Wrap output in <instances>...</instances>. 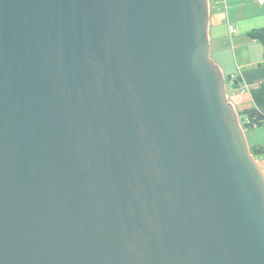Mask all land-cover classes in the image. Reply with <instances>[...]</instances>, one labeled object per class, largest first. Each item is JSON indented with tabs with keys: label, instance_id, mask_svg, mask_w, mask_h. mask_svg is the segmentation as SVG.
<instances>
[{
	"label": "water",
	"instance_id": "1",
	"mask_svg": "<svg viewBox=\"0 0 264 264\" xmlns=\"http://www.w3.org/2000/svg\"><path fill=\"white\" fill-rule=\"evenodd\" d=\"M208 20L0 0V264H264V171Z\"/></svg>",
	"mask_w": 264,
	"mask_h": 264
},
{
	"label": "crops",
	"instance_id": "2",
	"mask_svg": "<svg viewBox=\"0 0 264 264\" xmlns=\"http://www.w3.org/2000/svg\"><path fill=\"white\" fill-rule=\"evenodd\" d=\"M208 40L212 60L221 69L226 82V95L242 122L246 111L253 108L250 91L264 86V48L248 34L264 28V3L258 0H208ZM235 33L229 32V27ZM249 132L250 148L264 147V120ZM264 171V154L257 157Z\"/></svg>",
	"mask_w": 264,
	"mask_h": 264
},
{
	"label": "trees",
	"instance_id": "3",
	"mask_svg": "<svg viewBox=\"0 0 264 264\" xmlns=\"http://www.w3.org/2000/svg\"><path fill=\"white\" fill-rule=\"evenodd\" d=\"M248 36L251 39L258 40L263 45V48H264V28L254 30L251 33H249ZM250 93L252 96L254 106L253 108L246 111L248 121L243 122L245 129L256 127L260 125L262 121L264 120V86L252 89ZM249 150H250L251 155L255 159H257L259 155L264 154V147H260V148H250L249 147Z\"/></svg>",
	"mask_w": 264,
	"mask_h": 264
},
{
	"label": "built area",
	"instance_id": "4",
	"mask_svg": "<svg viewBox=\"0 0 264 264\" xmlns=\"http://www.w3.org/2000/svg\"><path fill=\"white\" fill-rule=\"evenodd\" d=\"M258 2L260 3V4H263L264 3V0H258ZM229 32L231 33V34H233V33H235V29L232 27V26H230L229 27ZM244 124V123H243ZM243 128H244V125H243ZM244 130H245V128H244Z\"/></svg>",
	"mask_w": 264,
	"mask_h": 264
},
{
	"label": "rangeland",
	"instance_id": "5",
	"mask_svg": "<svg viewBox=\"0 0 264 264\" xmlns=\"http://www.w3.org/2000/svg\"><path fill=\"white\" fill-rule=\"evenodd\" d=\"M250 135V133L249 132H246V137L248 138V136Z\"/></svg>",
	"mask_w": 264,
	"mask_h": 264
}]
</instances>
